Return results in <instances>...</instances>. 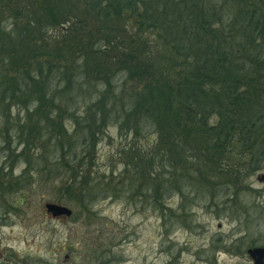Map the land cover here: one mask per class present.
Returning a JSON list of instances; mask_svg holds the SVG:
<instances>
[{
    "label": "rangeland",
    "instance_id": "374dc122",
    "mask_svg": "<svg viewBox=\"0 0 264 264\" xmlns=\"http://www.w3.org/2000/svg\"><path fill=\"white\" fill-rule=\"evenodd\" d=\"M39 1L0 0V264H254L248 249L264 246V158L255 168L235 146L236 173H162L169 142L134 111L143 88L161 80L120 69L162 70L171 64L163 42L140 27L153 45L127 62L100 38L54 26ZM34 73L40 81L28 87ZM41 92L53 104L40 106ZM48 203L73 214L55 217Z\"/></svg>",
    "mask_w": 264,
    "mask_h": 264
},
{
    "label": "trees",
    "instance_id": "16d2710c",
    "mask_svg": "<svg viewBox=\"0 0 264 264\" xmlns=\"http://www.w3.org/2000/svg\"><path fill=\"white\" fill-rule=\"evenodd\" d=\"M37 3L54 26L61 24L67 30H75L86 40L90 36L100 38L127 62L142 59L136 55L140 44L147 52H150L147 45H153L149 37L139 33L140 27L145 34L153 32L163 42L164 55L171 64L164 65L162 70H151L140 63L120 69L129 72L131 67L134 75L152 79L157 73L161 80L143 88L134 111H140L136 114L146 116V120L153 118L158 131L169 142L167 149L174 156L162 163V173L188 176L183 169L186 166L195 169L197 179L208 180L211 165L225 168L227 175L236 173V166L229 161L231 151L237 150L235 146L243 151L239 155L247 156L251 166L257 168L260 161L253 158H264V0H44ZM126 23L130 27L123 26ZM117 25L123 29L117 30ZM10 63L13 68L21 65L14 58H10ZM175 66L181 68L178 80L172 75ZM34 71L41 73V65ZM53 73L61 79L58 71ZM28 78L33 84L40 81L37 74H26L28 87L32 84ZM18 85L11 81L12 96L18 92L15 89ZM70 86L67 84L51 96L61 98ZM21 89L29 91L24 86ZM43 93H36L40 106L48 101L44 99L47 93ZM213 117L215 120L210 123ZM176 132H180L179 136H175ZM168 133L174 135L168 138ZM177 158L182 160L180 164H176ZM203 167H206L204 175ZM172 181L170 175L165 183L170 185Z\"/></svg>",
    "mask_w": 264,
    "mask_h": 264
},
{
    "label": "water",
    "instance_id": "95a60500",
    "mask_svg": "<svg viewBox=\"0 0 264 264\" xmlns=\"http://www.w3.org/2000/svg\"><path fill=\"white\" fill-rule=\"evenodd\" d=\"M46 208L47 211L52 213V215L55 217H59L62 215L71 216L73 214L72 209L62 204L48 203L46 205ZM248 253L252 258L254 264H264V246L250 248L248 249Z\"/></svg>",
    "mask_w": 264,
    "mask_h": 264
}]
</instances>
